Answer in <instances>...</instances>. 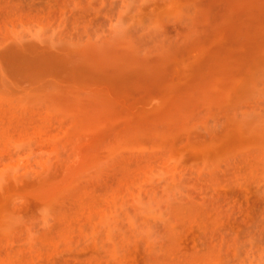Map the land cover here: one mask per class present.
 <instances>
[{"label":"rangeland","instance_id":"obj_1","mask_svg":"<svg viewBox=\"0 0 264 264\" xmlns=\"http://www.w3.org/2000/svg\"><path fill=\"white\" fill-rule=\"evenodd\" d=\"M0 264H264V0H0Z\"/></svg>","mask_w":264,"mask_h":264}]
</instances>
